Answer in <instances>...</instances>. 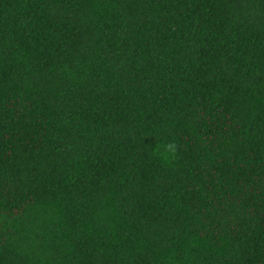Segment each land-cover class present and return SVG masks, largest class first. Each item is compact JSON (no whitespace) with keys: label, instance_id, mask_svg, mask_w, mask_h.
<instances>
[{"label":"trees","instance_id":"trees-1","mask_svg":"<svg viewBox=\"0 0 264 264\" xmlns=\"http://www.w3.org/2000/svg\"><path fill=\"white\" fill-rule=\"evenodd\" d=\"M0 264H264V0H0Z\"/></svg>","mask_w":264,"mask_h":264},{"label":"clouds","instance_id":"clouds-1","mask_svg":"<svg viewBox=\"0 0 264 264\" xmlns=\"http://www.w3.org/2000/svg\"><path fill=\"white\" fill-rule=\"evenodd\" d=\"M164 152H157L156 154L160 155L162 159L167 161L170 158H174L176 152V145L174 142H169L165 146ZM170 154V155H169Z\"/></svg>","mask_w":264,"mask_h":264}]
</instances>
